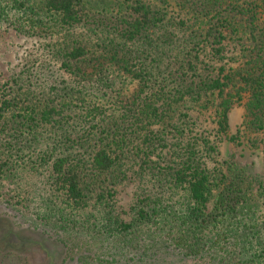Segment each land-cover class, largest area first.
I'll return each instance as SVG.
<instances>
[{"label": "trees", "instance_id": "16d2710c", "mask_svg": "<svg viewBox=\"0 0 264 264\" xmlns=\"http://www.w3.org/2000/svg\"><path fill=\"white\" fill-rule=\"evenodd\" d=\"M118 1L90 17L81 0H0L15 30L61 33L0 93V185L13 193L0 198V264H264V240L249 251L237 237L264 233V182L251 224L246 168H210L217 145L183 111L213 103L223 135L245 99L246 129L264 130V0H175L187 21L170 27L163 9ZM129 176L125 220L114 196ZM7 208L30 234L19 238Z\"/></svg>", "mask_w": 264, "mask_h": 264}, {"label": "rangeland", "instance_id": "374dc122", "mask_svg": "<svg viewBox=\"0 0 264 264\" xmlns=\"http://www.w3.org/2000/svg\"><path fill=\"white\" fill-rule=\"evenodd\" d=\"M84 7V11L91 17L97 15L109 14L111 11L119 9L118 0H81ZM151 5L161 8L166 13L167 27H170V22L177 23L178 20L185 18L184 12L177 5L175 0H145ZM76 33L83 36H90L96 41V35H99L93 30H89L86 25L75 29ZM61 33H48L44 32H29L22 33L11 27V24L7 21L0 19V93L3 88V84L16 75L31 73V68L35 61L39 59H45V55L48 53L49 44L58 39ZM227 42V41H226ZM228 48L234 49V45L228 42ZM231 55V53H228ZM227 68L230 66H236L237 60L225 59ZM212 99V97H211ZM206 99L202 102H189L183 108V111L187 113V119L191 126H189L191 133L202 134L213 140L217 145V152L214 156L206 158L207 164L210 168H216L218 170L225 169L226 164L233 162L242 165L246 168L248 180V189L250 195V207L248 213H245L246 219L251 218V224L255 221L262 220V209L259 195V185L264 182V130L260 132H253L246 129L244 125V100L233 104L228 114L229 128L226 134H219L216 130V115L215 107L213 103H207ZM188 130V129H187ZM189 131V130H188ZM137 181L134 176H129L127 179L122 180L117 184L116 194L114 196V203L117 211L125 220H129L132 213V206L135 201ZM12 191L10 186L0 185V198L11 199ZM211 206V203L210 205ZM11 213L10 219L16 218V224H13V229H17V235L19 238L24 237L23 234H30L26 229H20L24 225L25 218L18 215V210L13 208L5 209ZM5 215H3L4 217ZM5 219V218H4ZM7 219V218H6ZM5 219V221H6ZM2 222V223H1ZM5 223V222H4ZM3 224V221H0ZM33 226V225H32ZM20 232V233H19ZM248 242H245V235L243 230L238 234L239 245H244L249 251H253L254 246L259 245V241L264 240V233L253 235L251 229L246 231ZM15 239H10L14 241ZM15 247L19 250H25L20 253H29L25 246L14 241ZM30 253H41L36 250ZM34 255V254H33ZM43 260L37 256L28 255V260L25 264H43ZM180 264H199V261L186 260V262L179 261Z\"/></svg>", "mask_w": 264, "mask_h": 264}]
</instances>
